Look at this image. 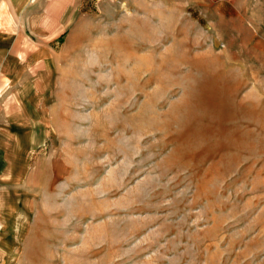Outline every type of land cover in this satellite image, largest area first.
<instances>
[{"label": "rangeland", "instance_id": "374dc122", "mask_svg": "<svg viewBox=\"0 0 264 264\" xmlns=\"http://www.w3.org/2000/svg\"><path fill=\"white\" fill-rule=\"evenodd\" d=\"M29 1L53 119L0 264H264V0Z\"/></svg>", "mask_w": 264, "mask_h": 264}, {"label": "crops", "instance_id": "0c3cea01", "mask_svg": "<svg viewBox=\"0 0 264 264\" xmlns=\"http://www.w3.org/2000/svg\"><path fill=\"white\" fill-rule=\"evenodd\" d=\"M29 2L0 0V8L7 6L11 14L0 17V185L23 182L33 171L31 154L40 146L42 135L49 134L53 119L47 92L50 82L40 80L33 66L26 64L28 58L39 62L51 51L22 47L31 40L24 34L25 26L35 33V25H47L52 19L38 11L26 12Z\"/></svg>", "mask_w": 264, "mask_h": 264}]
</instances>
